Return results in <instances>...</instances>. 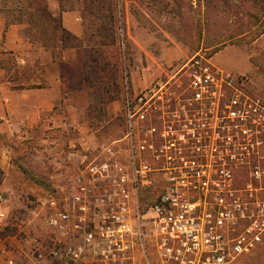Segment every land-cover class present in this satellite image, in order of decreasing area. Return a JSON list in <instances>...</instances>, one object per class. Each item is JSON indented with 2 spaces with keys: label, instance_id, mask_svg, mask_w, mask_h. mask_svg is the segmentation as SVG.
Wrapping results in <instances>:
<instances>
[{
  "label": "rangeland",
  "instance_id": "1",
  "mask_svg": "<svg viewBox=\"0 0 264 264\" xmlns=\"http://www.w3.org/2000/svg\"><path fill=\"white\" fill-rule=\"evenodd\" d=\"M12 1L15 6L18 0ZM70 3L83 7V0H70L66 4L69 6ZM116 3L112 7L119 15L122 11L125 32H122L117 45H110L112 42L107 37L103 39L107 44L104 48L105 62L112 69L118 68L117 63L122 66L118 89L112 86L114 72L110 68L106 73L95 76L92 57L83 56L87 68H81L83 58L80 57L77 78H65L68 83L81 88L85 78L91 76L89 86L95 87L84 93L79 90L76 96L80 120L85 123L83 130L72 123L67 129L49 131L50 140L36 133L31 142L17 140L13 151L6 155L15 168L8 176L5 173L0 175V193L4 195L1 207L6 214L0 227V264L10 254L17 264H51L39 258L40 252L48 250L50 237L46 218L42 217L46 209L41 212L40 200L56 196L66 189L70 178L82 164L101 154L99 146L119 141L127 135L130 116L137 111L134 104L129 110V99L132 102L138 96H153L156 90L165 91L166 87L157 86L158 82L182 83V88L174 86L170 95L174 98L193 96L189 88L195 79L193 73L208 68L205 71L211 75L210 79L223 82L221 91L226 90L228 96L231 94L244 105H254L258 101L264 103V73L253 64V59L264 53L263 46L255 45L253 40L264 26V17L262 14L260 17L264 12V0H116ZM104 7L108 8L106 3ZM239 8H243L244 13ZM76 10L81 13L80 8ZM89 21L87 26L92 29ZM107 23L104 25L106 28L111 26ZM89 39L85 37V46L93 43ZM8 67L14 71L21 66L10 61ZM135 74L139 81L149 80L148 87L135 90ZM230 81H233L232 86L225 83ZM185 89L190 91L184 93ZM226 93L222 91L217 97L224 98ZM111 99H121L122 102L113 107L109 104ZM239 110V107L236 110L228 108V113L222 110V120H214V124L220 122L223 128ZM218 111L217 106L212 110L214 114ZM150 112L144 113L146 120L135 116V129L151 130L149 125H145L151 122ZM232 134L236 135L235 132ZM150 139L159 144L155 134ZM255 142L256 136L235 137L238 164L210 169L222 179L219 188L222 193L227 191L225 179L230 173L234 193L248 202L252 209L257 202L264 200V150L247 149ZM10 143L0 139L4 150ZM182 143L183 140L177 141L179 145ZM254 163L259 167L260 178L256 177ZM207 202L214 201L209 199ZM34 212L42 214L36 217ZM35 240L40 241V245ZM238 264H264V238Z\"/></svg>",
  "mask_w": 264,
  "mask_h": 264
},
{
  "label": "built area",
  "instance_id": "2",
  "mask_svg": "<svg viewBox=\"0 0 264 264\" xmlns=\"http://www.w3.org/2000/svg\"><path fill=\"white\" fill-rule=\"evenodd\" d=\"M205 69L195 71V79L189 84L193 97L211 107L205 111L207 115L197 114L195 122L201 126L185 131L183 124L172 135L163 136V142L158 144L150 139L155 133L153 129H135V116L146 120L144 113L148 111L141 107L144 97L138 96L132 102L129 99V110L134 104L137 111L130 116L127 135L99 146L101 154L83 163L66 189L40 200L41 212L46 209L42 217L46 218L50 232L48 250L39 251L42 261L238 264L262 243L264 200L252 209L234 193L230 173L225 179L226 193L220 192L222 179L210 169L238 164L235 154L221 162L214 151L217 149L214 140L230 143L235 137L256 136V142L247 149L264 150V103L244 105L231 94L228 96L226 90H222L226 93L224 98L217 97L222 93L223 82L211 80ZM225 83L232 86L233 81ZM226 98L230 100L228 106ZM216 106L219 111L214 114ZM238 107L239 113L233 118L229 116L223 128L220 122L214 124V120L222 118V110L228 113V108ZM195 133L211 138L214 150L188 149ZM179 140H183V145L177 144ZM243 157L240 158L244 162ZM255 164L256 177L260 178ZM209 199L214 202H207ZM3 201L4 195L0 193V227L6 217L1 207ZM41 212H34V216L40 217ZM35 243L40 245L38 240ZM2 264L17 262L10 254Z\"/></svg>",
  "mask_w": 264,
  "mask_h": 264
},
{
  "label": "crops",
  "instance_id": "3",
  "mask_svg": "<svg viewBox=\"0 0 264 264\" xmlns=\"http://www.w3.org/2000/svg\"><path fill=\"white\" fill-rule=\"evenodd\" d=\"M14 4L12 0H0V139L11 142L5 150L0 144V168L6 176L15 168L6 155L13 151L17 140L31 142L36 133L50 140L49 131L67 129L72 123L82 130L85 126L80 120L75 95L85 87L78 88L62 78L61 66L55 61L52 50L34 38L28 20H14L7 13L8 8L16 6ZM48 4L62 27L84 41L81 13L62 11L60 0H48ZM254 44L263 46L264 50V34ZM59 49L63 61L73 65L85 54L84 48H63L61 43ZM10 61H16L21 67L12 71L8 67ZM133 79L135 90L148 87L150 82L139 81L137 74ZM120 102L121 99H111L109 104L114 107Z\"/></svg>",
  "mask_w": 264,
  "mask_h": 264
},
{
  "label": "trees",
  "instance_id": "4",
  "mask_svg": "<svg viewBox=\"0 0 264 264\" xmlns=\"http://www.w3.org/2000/svg\"><path fill=\"white\" fill-rule=\"evenodd\" d=\"M67 2H70V0H60L61 10L73 11L80 8L81 19L83 21L85 29L87 28L85 30V35L90 38V42H93L91 45H83L84 41L79 40L77 37L71 35L62 27L60 20L54 17V15L52 14L49 8L48 0H18L15 7L7 9V13L14 20H21L20 18L28 20L34 38L42 42L47 49L52 50L55 61H57L61 66L62 78L65 79V81L66 76L69 79L77 78V68L80 67V64H77V62L74 65L65 63L62 57V51L61 49H59V43L62 44L63 48H84V55L92 57L95 76L96 74L98 75L100 73H106L110 68V64H107L104 59L106 55V51L104 48L107 47V44L106 42H104L103 38L107 37L108 41L112 42L110 45H117L118 39H120L122 32H125L122 19V11L120 12L121 15H119L117 14V12H115V8L112 7L113 5L117 4L116 0H83V3H81L83 7H75L73 3H70L71 5L68 6L66 4ZM105 3L108 8L104 7ZM239 9L242 13H244L245 10L243 8ZM107 13H109L108 16H106ZM261 14L264 17V12L260 13V17ZM89 19H91V21H89ZM87 21L91 23L92 29L87 26ZM106 23H111V26L107 28L104 27ZM262 34H264V26L255 35L253 40L255 41L256 39H258ZM214 53H216V51ZM81 58H83L81 59V68H87V61H85L84 57ZM253 64L258 70L264 73V53L253 59ZM116 66L118 68H110V70L114 72L112 78V86L118 89L120 81V68L122 66L118 63ZM90 77H86L84 80L83 85L85 87V92L87 90L95 88L91 85L89 86ZM106 89L108 90V87ZM79 92L80 91H77L75 95L78 96ZM115 97H117V94ZM3 173L4 172L0 168V175H3Z\"/></svg>",
  "mask_w": 264,
  "mask_h": 264
},
{
  "label": "flooded vegetation",
  "instance_id": "5",
  "mask_svg": "<svg viewBox=\"0 0 264 264\" xmlns=\"http://www.w3.org/2000/svg\"><path fill=\"white\" fill-rule=\"evenodd\" d=\"M181 85L183 84L179 82H158L157 86L161 88L166 87L165 91L156 90L154 91L155 95L145 96L143 98L141 107L145 109V111H151L149 113L151 116V122L149 124L146 123L145 125H149V127L154 130L156 141H159V143L163 142L161 139L163 136L166 137L172 135L177 129L182 127L183 124H186L187 129L185 131H188L190 127L196 125L201 126V123L196 124L195 122L197 120V114H199V116L207 115L205 111L210 110L211 108L210 106L205 105L204 102L198 101L193 96L185 95L175 98L170 96L173 93L174 86L182 88ZM185 92H189V90L185 89L184 93ZM164 94L168 95L165 96ZM229 103L230 100L226 98L225 105L228 106ZM231 107L234 108L233 106ZM179 110H181V113ZM198 120H200V118H198ZM193 137L195 139L191 137L188 142V149L195 151L214 150L211 147V138L200 137L196 133ZM216 145L217 149L214 151H217L216 157L219 158L221 162H224L227 156H233V154L237 155L236 150H234L235 143L233 140L230 143H227L225 140L217 141Z\"/></svg>",
  "mask_w": 264,
  "mask_h": 264
}]
</instances>
